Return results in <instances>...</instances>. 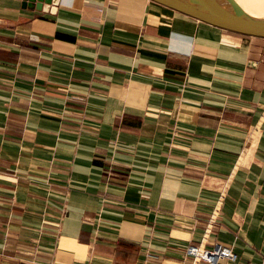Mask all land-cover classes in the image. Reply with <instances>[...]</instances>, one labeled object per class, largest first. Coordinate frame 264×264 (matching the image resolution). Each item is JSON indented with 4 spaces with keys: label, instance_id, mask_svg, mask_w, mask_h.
I'll return each mask as SVG.
<instances>
[{
    "label": "crops",
    "instance_id": "crops-1",
    "mask_svg": "<svg viewBox=\"0 0 264 264\" xmlns=\"http://www.w3.org/2000/svg\"><path fill=\"white\" fill-rule=\"evenodd\" d=\"M47 6L0 0V264H264V40L153 0Z\"/></svg>",
    "mask_w": 264,
    "mask_h": 264
},
{
    "label": "water",
    "instance_id": "water-1",
    "mask_svg": "<svg viewBox=\"0 0 264 264\" xmlns=\"http://www.w3.org/2000/svg\"><path fill=\"white\" fill-rule=\"evenodd\" d=\"M158 4L191 17L197 21L203 22L210 26L232 33L248 36L253 39L264 40V15H251L241 8L235 0H153ZM58 0H22L23 5L28 8H35L37 10H50L54 8H47L52 5L55 7ZM44 5V6H43ZM129 225L124 223L122 229L125 232L124 236L130 237L132 232H127ZM138 233L143 231L142 226H137ZM128 233V234H126ZM173 236L177 234L173 233ZM139 239V236H135ZM64 241V240H63ZM61 249L67 248L69 251L76 249L74 242L64 245L61 242ZM65 257L70 260L71 254H65L62 251L57 253V263ZM163 264H171L164 262ZM211 264V263H208ZM218 264H231L225 259L218 261Z\"/></svg>",
    "mask_w": 264,
    "mask_h": 264
},
{
    "label": "built area",
    "instance_id": "built-area-1",
    "mask_svg": "<svg viewBox=\"0 0 264 264\" xmlns=\"http://www.w3.org/2000/svg\"><path fill=\"white\" fill-rule=\"evenodd\" d=\"M185 255L192 257L194 260H200L206 264H218V261L225 259L227 262H234L236 254L231 246H225L218 242L211 246H202V244H189L185 247Z\"/></svg>",
    "mask_w": 264,
    "mask_h": 264
},
{
    "label": "bare ground",
    "instance_id": "bare-ground-1",
    "mask_svg": "<svg viewBox=\"0 0 264 264\" xmlns=\"http://www.w3.org/2000/svg\"><path fill=\"white\" fill-rule=\"evenodd\" d=\"M237 4L251 15H264V0H235ZM260 40V39H258Z\"/></svg>",
    "mask_w": 264,
    "mask_h": 264
}]
</instances>
